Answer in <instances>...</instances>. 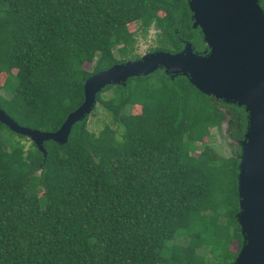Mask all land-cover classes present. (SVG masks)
Masks as SVG:
<instances>
[{
	"label": "trees",
	"instance_id": "obj_1",
	"mask_svg": "<svg viewBox=\"0 0 264 264\" xmlns=\"http://www.w3.org/2000/svg\"><path fill=\"white\" fill-rule=\"evenodd\" d=\"M152 27L151 51L207 48L189 0H0V107L57 131L86 80L140 58L138 36ZM101 111L109 121L95 132ZM225 122L243 139L244 107L163 68L104 87L45 152L0 121V264L234 263L241 148L229 142L225 156L211 144Z\"/></svg>",
	"mask_w": 264,
	"mask_h": 264
},
{
	"label": "water",
	"instance_id": "obj_2",
	"mask_svg": "<svg viewBox=\"0 0 264 264\" xmlns=\"http://www.w3.org/2000/svg\"><path fill=\"white\" fill-rule=\"evenodd\" d=\"M189 6L206 49L198 51L186 41L178 52L148 51L93 74L84 85V102L57 131L20 125L1 107L0 121L45 152V141L68 140L73 125L92 113L97 94L107 85L126 84L130 77L160 68L172 77L185 75L203 93L247 112L243 139L228 138L241 148L237 218L243 245L232 264H264V9L260 0H189Z\"/></svg>",
	"mask_w": 264,
	"mask_h": 264
},
{
	"label": "rangeland",
	"instance_id": "obj_3",
	"mask_svg": "<svg viewBox=\"0 0 264 264\" xmlns=\"http://www.w3.org/2000/svg\"><path fill=\"white\" fill-rule=\"evenodd\" d=\"M136 28H137V24L132 25V29L135 30ZM156 44H157L156 29L152 27L149 31V34L146 37L142 35L138 36L136 51L137 53H140L142 55L148 51H151L150 48L154 47ZM107 121H109L108 116H106V114L103 111H101L100 114H98L97 116L90 117L89 127L91 130L95 132H99ZM227 126L228 123L225 122L221 130L217 128L212 129V139H211V144L216 149V151L219 154L225 156L231 155V151H232L227 136Z\"/></svg>",
	"mask_w": 264,
	"mask_h": 264
}]
</instances>
